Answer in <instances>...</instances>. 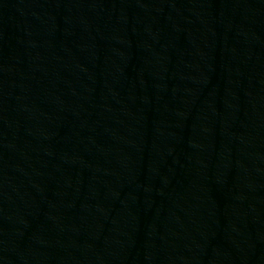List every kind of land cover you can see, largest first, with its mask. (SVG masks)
<instances>
[{
  "label": "water",
  "instance_id": "obj_1",
  "mask_svg": "<svg viewBox=\"0 0 264 264\" xmlns=\"http://www.w3.org/2000/svg\"><path fill=\"white\" fill-rule=\"evenodd\" d=\"M0 264H264V0H0Z\"/></svg>",
  "mask_w": 264,
  "mask_h": 264
}]
</instances>
